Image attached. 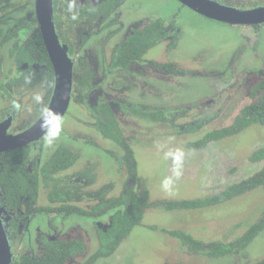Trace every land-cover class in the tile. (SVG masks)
<instances>
[{
  "label": "rangeland",
  "instance_id": "rangeland-1",
  "mask_svg": "<svg viewBox=\"0 0 264 264\" xmlns=\"http://www.w3.org/2000/svg\"><path fill=\"white\" fill-rule=\"evenodd\" d=\"M18 1L21 4L9 11L5 24H0V121L15 109L16 124L28 127L42 100L41 83L14 87L11 94L2 87L11 84L13 75L17 79L24 76L10 55L13 44L5 41V37L35 16V0ZM244 1L254 3L255 0ZM68 11L72 14L74 10ZM76 19L74 30L81 23V19ZM156 19L173 35L152 47L142 63L129 69L113 68V49L125 33ZM92 23L95 26L91 34L88 38L83 35V45L74 56L78 74L84 70L78 59L86 60L84 63L92 71L89 91L75 89L64 119L36 140L29 153L33 170H40L60 146L71 149L78 160L64 173L40 178L35 208L58 206L49 201L48 195L59 182L77 194L72 203L86 209L123 192L128 176L121 158L122 148L96 130L97 105L102 101H109L114 107L125 137L134 149L138 163L135 189L138 193L149 191L153 203L203 198L219 186L237 182L264 165V161L257 164L249 160L255 148L264 147V126L259 124L204 148L186 147L189 137L198 139L209 130L232 124L248 102L246 79L255 72L264 74L263 27L260 30L238 28L210 20L178 0H126L109 20ZM68 25L64 21L60 23L63 34ZM82 26L83 32L90 27ZM34 77L38 80V76ZM15 99L20 100V108ZM157 107H166L169 121H154L136 113L156 111ZM198 124H202L199 131L185 133ZM182 150L186 153L178 152ZM111 182L115 185L113 190ZM22 210L23 227L14 243L18 252L15 259L31 250L39 253L38 236L45 234L54 238L85 239L87 252L72 263L84 264L98 247L96 226L99 222L105 225V218H110V215L99 220L79 215L63 218L55 212L37 216L33 215L34 211L28 214L24 206ZM263 211L264 188L205 208L167 211L151 207L117 252L94 264H163L166 258L175 264H250L264 258V232L242 251L240 258L209 259L162 229L181 230L207 242H230L256 222ZM154 226L160 230L152 229Z\"/></svg>",
  "mask_w": 264,
  "mask_h": 264
},
{
  "label": "trees",
  "instance_id": "trees-1",
  "mask_svg": "<svg viewBox=\"0 0 264 264\" xmlns=\"http://www.w3.org/2000/svg\"><path fill=\"white\" fill-rule=\"evenodd\" d=\"M20 4L18 0H0V24L1 22L5 24L4 18L9 11L16 9ZM114 6L115 4L112 0L104 8H114ZM116 10L112 9V12ZM37 26L38 23L35 16L26 19L25 22L14 29V32L7 34L5 41L14 40L10 48V55L17 60L29 62L30 64H47L52 68L40 29ZM260 28L261 25H255V29L260 30ZM23 29H28V32L22 36L21 32ZM167 35L168 33L163 28L161 20H154L145 27L134 29L118 45L113 67L126 69L134 62H143L144 55L165 39ZM252 80L254 83L251 85L250 95L255 100L241 110L231 125L206 132L200 140L190 143L189 147H201L210 141H219L236 136L253 124L264 126V77H254ZM77 81L79 86L83 85L87 88L91 84V73L87 71L81 74ZM7 92L9 94V91ZM100 111V114H96L99 121L98 129L105 138L113 140L122 148L123 154L121 158L126 166L128 182L125 184L123 192L117 197H112L108 201L92 206L90 209L73 204L72 189L60 182L52 186L48 195L49 201L53 204H58V206L34 207L38 200L40 178L65 171L78 160V155L71 149L60 146L42 167L41 171L37 168L35 171L28 169V146L0 154V187L3 188L2 191H4V197L9 207L17 210L24 206L27 211H34L35 213L33 214H37V216L40 213L55 212L59 215L62 214L63 218L79 215L98 219L112 213L109 224L102 227L96 226L99 247L86 259L84 264H94L100 258L113 256L132 230L142 223L145 212L151 207H160L167 211L205 208L232 200L258 188H264V165L262 164L253 174L233 182L217 194L198 199L159 200L153 203L151 202L149 191L138 193L135 189L134 183L138 180V163L135 152L125 137L110 102H100ZM136 113L154 121L170 120L163 110H144L136 111ZM198 128L199 126L191 127L186 132H193ZM250 160L253 162L263 161L264 147L255 150L251 154ZM129 182L132 184H128ZM15 228L18 229V226ZM152 229L160 230L156 226L152 227ZM162 231L179 238L182 243L189 246L194 252L198 251L209 258L220 259L227 256L240 258L242 251L264 231V211L260 218L251 224L243 235L230 242L221 240L205 242L181 230L162 229ZM41 241L43 251L40 256L26 253L19 260L14 259L11 264H72L77 256L85 254L87 251L85 241L80 238L51 239L42 235ZM250 264H264V258Z\"/></svg>",
  "mask_w": 264,
  "mask_h": 264
},
{
  "label": "flooded vegetation",
  "instance_id": "flooded-vegetation-1",
  "mask_svg": "<svg viewBox=\"0 0 264 264\" xmlns=\"http://www.w3.org/2000/svg\"><path fill=\"white\" fill-rule=\"evenodd\" d=\"M110 1H112V0H54V21H55V24H56V30H57V33H58V35H59V37H60V40H61V42L62 43H66L68 46H69V56L72 58V60L74 61V82H73V88H72V93H71V101L70 102H72V99H73V92L75 91V89H80V91L81 92H84V93H86V92H88L89 90V88L87 87V88H85L83 85L82 86H79V84H78V81H77V78L81 75V74H83V73H85V72H87V71H89L90 73L92 72L91 70H89V65L87 64V63H84V62H86V60H83V59H78V62H80L82 65H83V67H84V70L80 73V74H78L77 72H76V70H75V66L77 65V63H76V58L74 57L76 54H79V52H80V49H81V47H82V45H83V40H82V38H83V35H85L84 37L85 38H88L89 37V35L91 34V30L93 29V27L95 26V24H93L92 23V21H99V22H101V21H103V20H109V18H110V15H112V14H114L117 10L116 9H118L119 7H120V5H122V4H124L125 3V1L126 0H113V2H114V4H115V6H114V8H104V7H106V6H108L109 5V2ZM179 1V0H178ZM217 1H219L220 3H223V4H226V5H229V6H234V7H236V8H239V9H242V10H249V9H253V8H256V7H259V6H264V0H255L254 1V3H250V2H246V1H244V0H239V1H236V0H217ZM180 2V1H179ZM181 3V2H180ZM35 4H36V0H35ZM182 4V3H181ZM182 5H184V4H182ZM184 6H186V5H184ZM34 7H35V5H34ZM186 7H188V6H186ZM189 8V7H188ZM65 9H66V12H65ZM68 9H72V10H74L73 12H72V14H74V15H76V18H79V19H81V23H80V25L79 26H76L75 28H76V30H74V28H73V24L77 21V19L74 17V15H72L71 14V12L70 11H68ZM112 9H114V10H116V11H113L112 12ZM189 9H191V8H189ZM192 11H194V12H196V13H198L197 11H195V10H193V9H191ZM199 14V13H198ZM66 16H68L69 17V19H65V17ZM204 16V15H203ZM35 17H36V9H35ZM204 17H206V16H204ZM206 18H208V17H206ZM36 19H37V17H36ZM208 19H210V20H214V19H211V18H208ZM157 20V19H156ZM159 20V19H158ZM62 21H64L65 23H67V24H70V25H68L67 27H66V34H63L62 32H63V28L60 26V23L62 22ZM154 20H152V21H150V22H146L145 24H143V25H141L142 27H145V26H147L148 24H150L151 22H153ZM215 21H218V20H215ZM219 22H221V21H219ZM37 23H38V20H37ZM222 23H225V22H222ZM81 24H86V25H89L90 27H89V29H87V31H85V32H83V28H85L84 26H82V28H81ZM227 24H229V23H227ZM99 25V24H98ZM229 25H232V24H229ZM233 25H237V27L239 28H245V27H247V28H250V29H255V25H261V27H263L264 28V22L263 23H261V24H254V25H251V24H243V25H241V24H233ZM238 25H240V26H238ZM35 27V26H34ZM33 27V28H34ZM38 28H39V24H38V26H37ZM142 27H138V26H136L134 29H137V28H142ZM101 28V27H100ZM163 28L165 29V27H164V25H163ZM32 29V28H31ZM30 29V30H31ZM133 28L131 29V30H129V31H127L126 33H125V35H124V37H123V39L120 41V42H118V44L116 45V47L113 49V52H112V60L114 61L115 60V58H116V49H117V47H118V45L122 42V41H124L125 40V38L129 35V34H131L132 32H133V30H134ZM165 31L168 33V35H167V37L165 38V39H167V38H169V37H171L172 35H173V32L172 31H168V30H166L165 29ZM14 32V31H13ZM28 32V29H23V31L21 32V34H22V36L24 35V34H26ZM90 32V33H89ZM41 33V32H40ZM74 33H76L77 35H76V37H74ZM62 35H65L63 38H62ZM74 37V38H73ZM164 40V39H163ZM11 42H12V44L14 43V40L12 39V40H10ZM148 53V52H147ZM147 54H145L144 55V57H143V61H144V59H145V56H146ZM12 57V56H11ZM49 57V56H48ZM14 58V57H13ZM14 60H15V62L16 63H18V67L20 68V69H22L23 71H24V76H21V79H17L14 75H13V77H12V82H11V84L9 85V86H2V87H4L5 89L4 90H6V91H9V94H11V93H13L14 91H13V89L12 88H14V87H22V86H24V85H26V84H35L36 85V82L37 81H39L40 83H41V86L39 87L41 90H42V92H44L43 94H42V100H40L39 102H38V104H37V108H36V111H38V113H36L35 115H34V117H32L30 120L32 121V120H34L33 121V123L31 124V125H28V127H25V124L23 125V126H19V125H17L16 124V121H17V119H18V115H17V112H16V110L15 109H12L13 111H10L9 113H8V115L5 117L4 116V119L3 120H1L0 121V123H3L4 121H6V120H11V123H10V127H9V130H8V132L9 133H11V134H14V135H16V134H20V133H22V132H24V131H26V130H28V129H30L31 127H33L34 126V124L36 123V122H38V120L39 119H41L43 116H44V114L46 113V111H47V109H48V107L50 106V103H51V100H52V96H53V92H54V87H55V72H54V68H53V65H52V68H50L47 64H44V65H41V64H39V63H32V64H30L29 62H24V61H21V60H17L16 58H14ZM113 61H112V67H113ZM140 63H142V62H134L131 66H134V65H138V64H140ZM52 64V63H51ZM130 66V67H131ZM129 67V68H130ZM114 68V67H113ZM129 68H126V69H129ZM40 70H43V71H40ZM43 72H46V74H45V76H42V73ZM256 73V72H255ZM169 74H170V72H169ZM252 74V73H251ZM250 74V75H251ZM91 75H92V73H91ZM254 75V74H253ZM34 76H38V80L37 79H35L36 77H34ZM254 77H257V78H262V77H264V74L263 73H256L255 74V76H251V77H249L248 79H246V83H245V85L244 86H246V97H248V102L243 106V107H241V109H240V111H239V113L236 115V117L240 114V112H241V110L244 108V107H246L248 104H250L253 100H255L254 98H252L251 97V95H250V88H251V85L254 83L253 82V78ZM38 83V82H37ZM76 83V85H74ZM27 88V87H26ZM24 90V89H23ZM18 99V98H17ZM15 101L17 102L16 104L18 105L17 107H19L20 108V106H21V102H20V100H16L15 99ZM112 106V105H111ZM97 107H98V111H96V114H100L101 113V111H100V102H98V105H97ZM113 107V106H112ZM157 108H159V109H157L156 111H159V110H163L165 113H166V107H157ZM162 108V109H161ZM113 109H114V107H113ZM18 111V110H17ZM67 111H69V109H67ZM66 111V113L65 114H67L68 112ZM114 111H115V109H114ZM116 113V112H115ZM167 114V113H166ZM66 115H64V117H65ZM64 117L61 119V121L64 119ZM235 117V118H236ZM235 118H234V120H235ZM234 120H233V122H234ZM60 121V122H61ZM96 121H97V123H96V130H97V132L98 133H100V131H99V129H98V119H97V117H96ZM205 122L204 121H202V124H204ZM202 124H198V126H199V128H198V130L196 129L195 131L197 132V131H199L200 130V128H201V125ZM58 125V124H57ZM57 125H55V126H57ZM229 125H231V124H229ZM54 126V127H55ZM228 126V125H227ZM53 127V128H54ZM197 127V126H196ZM225 127V126H224ZM219 128H222V127H219ZM217 129V128H216ZM12 130V131H11ZM50 130H52V128L50 129ZM49 130V131H50ZM213 130V129H212ZM195 131H193V132H185V133H188V134H194L195 133ZM210 131V130H209ZM244 131V130H243ZM208 132V131H207ZM242 132V131H241ZM240 132V133H241ZM100 135L101 136H103L101 133H100ZM190 136H193V135H190ZM195 136V135H194ZM193 136V137H194ZM103 138H105L104 136H103ZM190 138V137H189ZM188 138V141H187V144H186V147L188 148V149H200V148H204V147H206L207 145H209V144H211V143H218L219 141H222V140H224V139H222V140H219V141H210V142H208V143H206V144H204V145H202L201 147H195V146H192V147H189V144L190 143H192V142H196V141H198V140H200L201 138H202V136L201 137H199L198 139H192V140H190ZM229 138V137H228ZM225 139H227V138H225ZM36 143V141H33V142H31V143H29L28 145H26V147L28 146V152L30 153V148H31V146L33 145V144H35ZM186 148V149H187ZM259 147H257V148H255L254 149V151L255 150H257ZM187 149V150H188ZM57 150V149H56ZM55 150V151H56ZM9 151H13V150H9ZM8 151V152H9ZM253 151V152H254ZM5 152H7V151H5ZM5 152H2V153H0V154H3V153H5ZM178 152H184L183 150L182 151H178ZM178 152H175L174 151V153H178ZM252 152V153H253ZM184 153H186V152H184ZM251 153V154H252ZM251 154H250V156H251ZM250 156H249V160H250ZM29 157H30V154H29V156H28V159H29ZM264 161V160H263ZM263 161H260V162H263ZM250 162H252V163H257V164H259L260 162H253V161H251L250 160ZM47 163V162H46ZM45 163V164H46ZM75 163H77V161L75 162ZM32 167L30 166V159L28 160V169L30 170V171H35V169L36 168H34V170L33 169H31ZM71 168V167H70ZM38 169V168H37ZM42 169V168H41ZM41 169L39 170V171H41ZM68 170V169H67ZM67 170H65V171H67ZM65 171H61L62 173H64ZM61 172H59V173H61ZM43 177V176H42ZM41 177V178H42ZM127 182H128V180H127ZM127 182H126V184H127ZM137 182H138V180H137ZM137 182L136 183H134V185H135V187H136V184H137ZM111 185H112V190H113V188H115V185H114V183H110ZM128 184H132V183H128ZM232 184V183H231ZM111 185H109V186H111ZM230 185V184H229ZM228 186V185H227ZM227 186H219L218 188H216L215 190H213V192H211L210 194L208 193L205 197H208V196H211V195H214V194H217L218 192H220L221 190H223V189H225ZM73 188V187H72ZM124 188H125V185H124ZM73 189H75V188H73ZM3 190V188L2 187H0V207L1 208H4V215H5V217L7 218L6 219V223H7V226H8V231H9V236H10V238H11V245H12V251H13V254L15 255V253H18V252H16L15 251V249H14V243L15 242H17L18 241V237L20 238V236H19V234L21 233V230H22V227H23V224L20 222V217L22 216V214L24 213V211L22 210V208H23V206L22 207H20V208H18L17 210H15L14 208H11V207H9V204L6 202V199H5V197H4V191H2ZM72 193H73V200L76 198V196H75V194H74V191H72ZM141 193V192H140ZM77 195V194H76ZM205 197H203V198H205ZM167 200H169V199H167ZM172 200H175V199H172ZM177 200H181V199H177ZM183 200H186V199H183ZM190 200V199H189ZM152 202V201H151ZM178 210H181V209H178ZM178 210H172V211H178ZM28 212V214H31L32 213V211H27ZM31 212V213H30ZM34 215V214H33ZM107 215H110V218L108 219V218H105V216L106 215H104L103 217H101V218H98V220L99 219H107V221H106V224L105 225H102L100 222L98 223V225L97 226H100V227H102V226H106L107 224H109L110 222H111V218H112V213H110V214H107ZM87 218V217H86ZM91 219H93V218H91ZM93 220H96V219H93ZM17 224V225H16ZM16 226H18V229L17 228H15ZM264 232V231H263ZM262 232V233H263ZM262 233H260V234H262ZM42 235H45V234H39V236H38V240H39V243H40V252L39 253H34L32 250L30 251V252H27L28 254H32V255H37V256H40L41 254H42V251H43V244H42V241H41V237H42ZM243 235V234H242ZM45 236H47V235H45ZM241 236V235H240ZM240 236H238V237H240ZM48 238H51V239H55L54 237H50V236H47ZM238 237H236V238H238ZM81 239V238H80ZM83 241H85V243H86V240L85 239H82ZM96 240L98 241V236H97V233H96ZM213 241V240H212ZM205 242H207V241H205ZM208 242H210V241H208ZM86 245H87V250H88V244L86 243ZM98 247H99V241H98ZM98 247H97V249H98ZM96 249V250H97ZM87 252V251H86ZM189 253V252H188ZM188 253H185V254H187V255H189ZM23 254H26V253H23ZM22 254V255H23ZM196 254H200V255H202V256H204L203 254H201L200 252H196ZM21 255V256H22ZM20 256V257H21ZM206 256V255H205ZM207 257V256H206ZM207 258H209V257H207ZM14 259H15V257H14ZM167 259H169V258H166V260ZM209 259H213V258H209ZM19 260V259H18ZM166 260H165V263H163V264H175L174 263V261H172V260H170L169 259V261H167L166 262ZM256 262V261H255Z\"/></svg>",
  "mask_w": 264,
  "mask_h": 264
},
{
  "label": "water",
  "instance_id": "water-1",
  "mask_svg": "<svg viewBox=\"0 0 264 264\" xmlns=\"http://www.w3.org/2000/svg\"><path fill=\"white\" fill-rule=\"evenodd\" d=\"M179 1L201 15L229 24L254 25L264 22V6L242 10L217 0ZM35 9L39 29L55 72L54 92L46 113L30 129L14 135L8 132L10 119L0 123V153L39 140L61 121L71 101L74 61L69 56V46L61 42L56 30L54 0H36ZM4 211V208L0 207V264H11L14 254Z\"/></svg>",
  "mask_w": 264,
  "mask_h": 264
}]
</instances>
